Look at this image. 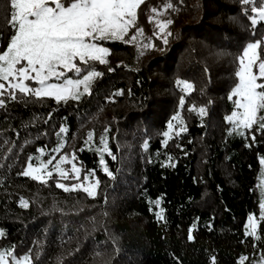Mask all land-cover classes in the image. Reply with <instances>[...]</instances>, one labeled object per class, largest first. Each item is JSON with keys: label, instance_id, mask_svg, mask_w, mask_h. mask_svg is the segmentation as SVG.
<instances>
[{"label": "trees", "instance_id": "1", "mask_svg": "<svg viewBox=\"0 0 264 264\" xmlns=\"http://www.w3.org/2000/svg\"><path fill=\"white\" fill-rule=\"evenodd\" d=\"M157 1L156 22L173 21L166 45L155 23L141 50L104 43L111 62L93 65L102 76L80 99L56 103L16 90L15 100H3L0 249L27 254L31 264H212L213 256L216 264H238L250 255L261 261L264 220L256 182L264 135L254 126L241 136L225 117L235 109L228 96L243 49L257 40L264 48V21L253 28L249 19L264 0ZM6 2L0 0V54L13 31L3 18ZM178 80L192 88L184 90ZM61 127L66 132L59 133ZM181 127L186 131L177 136ZM106 129L117 157L104 156L112 177L96 151ZM59 145L83 170H95V195L58 188L54 177L41 182L23 175L29 156ZM160 208L162 218L155 214ZM251 214L258 220L255 237L245 234Z\"/></svg>", "mask_w": 264, "mask_h": 264}, {"label": "snow or ice", "instance_id": "2", "mask_svg": "<svg viewBox=\"0 0 264 264\" xmlns=\"http://www.w3.org/2000/svg\"><path fill=\"white\" fill-rule=\"evenodd\" d=\"M142 2L143 0H67V2L66 0H7L3 18L13 31L7 50L0 54V80L9 81L11 78L10 89H18L25 95L52 97L57 103L67 102L69 98L80 99L81 95L89 91L91 81L102 76V73L95 70L87 71L82 79L75 80L67 79L66 73L74 72L79 76L84 70L80 65L87 66L90 61L106 64L105 57L109 53V49L101 46L100 42L131 43L135 41L136 36H131L128 40L125 37L128 36L129 28L135 27V10ZM241 3L250 5L253 4V0H241ZM251 12L253 15L249 19L255 28L259 22L264 21V3L259 8L253 6ZM172 23L173 21L169 19L158 24L159 38L165 45L168 43L170 35V33H165V29ZM137 32H142V29H137ZM154 35L157 34L154 33ZM260 44V40L248 43L243 49V55L239 57L240 67L235 73L239 82L228 96L230 101L236 97L233 102L237 111L226 116L225 120L236 124L238 129L248 132H251L255 126L259 134L264 135V83H258V77L252 71L253 65L258 59L256 50ZM148 46L150 45H145V47ZM151 46L154 47V45ZM258 67L259 76L264 77V60L259 63ZM53 80L56 82H50ZM28 81L39 86L30 87L26 83ZM176 83L178 86L183 85L184 90L192 88V85L185 81L178 80ZM80 85H84V93L76 90ZM5 87L4 83H0V96L3 95ZM11 98L16 99L14 92ZM184 103V98L181 97V106ZM3 104L4 101L0 99V106ZM191 110L195 111L194 108ZM199 115L201 117L207 115L206 108L201 107ZM173 119H178V117H173ZM173 127L174 125L169 122L168 128L172 129ZM184 131L186 129L181 127L176 135L179 136ZM64 132L66 129L61 127L59 133ZM107 132L106 129L105 135L100 137L101 147L96 151L101 153L99 164L102 171L112 177L113 174L109 170L104 156L107 154L113 161L117 157L108 148ZM87 135L88 139L85 140V144L91 141L93 133L89 132ZM169 135V132L164 133L165 137ZM240 135L244 136L245 132L241 131ZM250 139L255 142L256 134L253 133ZM148 147V142H145L144 150H147ZM54 160H56L55 156L48 161V165H52ZM260 163L264 164V158L260 160ZM63 164L70 165V168L63 169L61 167ZM29 168L31 171H24V176L39 172L38 169H32L31 166ZM55 168L59 170V176L63 179H68L69 176L76 180L80 179L81 167L77 166L75 155L71 159L68 156H62L55 163ZM94 174L95 170H91L88 175L84 176V181L87 182ZM52 175V172H48L49 178ZM33 178L35 179V176ZM96 184H99L98 180ZM56 186L68 190L62 183H57ZM75 187L77 185H73V188ZM85 191L89 196L94 195L93 189L86 188ZM153 203L155 207H159L161 201L157 199ZM260 207L261 219L264 220V203H261ZM155 214L158 218H162L163 209L160 208V211ZM248 220L249 227L252 229L248 235H253L256 225L251 223L252 217H249ZM188 239L191 241L193 237L189 235ZM27 259L28 257L23 258L24 261ZM245 260H253L254 264H261L260 261H255V257L252 255L241 256L238 264H244ZM261 261H264V253L261 254ZM0 264H21V261L15 257L13 249L7 261L5 256L0 254ZM212 264H216L214 256Z\"/></svg>", "mask_w": 264, "mask_h": 264}, {"label": "rangeland", "instance_id": "3", "mask_svg": "<svg viewBox=\"0 0 264 264\" xmlns=\"http://www.w3.org/2000/svg\"><path fill=\"white\" fill-rule=\"evenodd\" d=\"M145 1L146 0H143V2L140 5H138L137 9L135 10L136 11V16L134 18L135 19V27H130L129 31H128V36L125 37V39L128 40L131 36H136V40L135 41H133L131 43H127V44L132 45V47H134L135 49H138V50L139 49L141 50L140 46H141L142 41L144 42V40L149 39V37L150 38L152 37V32L155 29L154 28L155 27V23H156V25L158 27V24L163 22V21H161L163 19L162 17H160L161 20L156 22L157 15H158L157 14L158 13V9L157 8L159 6L158 1L157 0H150L147 3H145ZM66 2H67V0H66ZM143 3H145V5H143ZM153 9H155V11H153ZM137 29H142V32L138 33ZM262 41L264 43V34L262 36ZM105 42L106 41L100 42V44H101V46L108 48V46L104 44ZM255 42L256 41H254L252 43H255ZM256 53H257L258 59H257L256 64L253 65L252 71H253V73L255 75H257L258 83H264V77H260L259 76V67H258L259 63L262 60H264V48L261 49V44L257 48ZM110 54H111V51L109 49V53L105 57V59L107 61L106 64L111 62V61L108 60V57L110 56ZM242 55H243V53H242ZM245 62H246V59H245ZM77 63H79V62H77ZM96 64L99 65L100 63L99 62L90 61L87 66L81 64L80 66L84 70L81 72V74L79 76H77L74 72H70V73H66V78L67 79H73V80L82 79L83 76L87 74V71L95 70V71L99 72L93 66V65H96ZM96 78H94L91 81V83L89 84V91H90V87H91L93 81ZM10 81H11V78H9V81L0 80V83H4L6 85L5 90L3 92V95L0 96V99H2V100H4L5 98H8V97H12L13 92L15 94L16 90H18V89H16V90L10 89V87H9ZM50 82H56V81L53 80V81H50ZM238 82H239V79L237 77V83ZM26 83H28L29 86L33 87V88L39 86V85L35 84L32 81H28ZM76 90L81 92V93H84V85H80L79 88L76 89ZM87 93H84V94H87ZM53 99L57 103L55 98H53ZM69 99H71V98H69ZM234 99H236V97H234ZM60 102H64V101H60ZM101 111L102 110H100L98 114H93V116H95L94 118H95L96 121H99V118H101L100 117L101 116ZM233 111H237V109L235 108ZM233 111H231L228 115H230ZM240 111H242V110H240ZM230 124L232 125V127L235 130H237L239 132L245 131V130H242V129H238L237 125L234 124V123H230ZM85 128H86V126H85ZM60 146L61 145H59V147H55V148L51 149V152H48L49 149L42 148V149H40L38 151L37 154L29 156V158L27 159V161L25 163L24 171H28V170L31 171L29 166H31L32 169H38L39 172L33 173V175H30V176L32 178H33V176H35V179L37 181H41V182L45 181L46 179L49 178L48 177V172H52L53 173L52 177L57 179L56 183H62L64 185H66L68 190H82V191L87 193V191H85L86 188L87 189H93L94 195H95L96 192H97V189H98V185H99V184L98 185L96 184V182L98 180L96 174L91 175L90 179L87 182H85L84 181V176L88 175L90 173V171L83 170V167L78 162H77V166L81 167V175H80V179L79 180H76V179L72 178L71 176H69L68 179H63V178H61L59 176V170H57L55 168V163L58 162L59 159L62 156H68L69 159H71L72 156H73V153L69 152V150L60 153L59 152L60 148H61ZM53 156L56 157V160L53 161L52 165H48V161L50 159H52ZM61 167L63 169H68V168H70V165L63 164V165H61ZM73 185H77V187L73 188ZM256 197H257L258 206H259L258 216H259V218H261L262 213H261L260 205H261V203H264V164H261V163H260L259 171H258V174H257ZM249 217H252L251 223H254L256 225L255 232H254L253 235H251V236L255 237L257 235L258 220L256 219V217L253 214H251V215H249L247 217L246 224H245V234L248 235V233L250 231H252V229L249 227V220H248ZM0 233H3V230L1 228H0ZM1 236H2V234H0V237ZM0 254H3L5 256V260L7 261L10 258V254H12V253H11V250L0 249ZM15 257L18 260L21 261V264H31V261H30L29 256L27 254H20L19 256H15ZM24 257H28L27 261L23 260ZM260 262H261V264H264V261H260Z\"/></svg>", "mask_w": 264, "mask_h": 264}]
</instances>
